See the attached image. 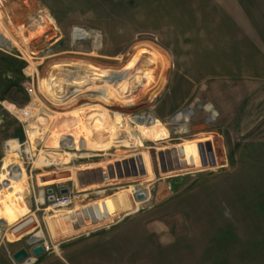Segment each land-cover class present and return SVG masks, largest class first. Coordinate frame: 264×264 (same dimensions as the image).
Returning <instances> with one entry per match:
<instances>
[{"label": "rangeland", "instance_id": "rangeland-1", "mask_svg": "<svg viewBox=\"0 0 264 264\" xmlns=\"http://www.w3.org/2000/svg\"><path fill=\"white\" fill-rule=\"evenodd\" d=\"M89 1L67 0L64 2L65 6L62 8L69 9L70 12L66 15L67 18L61 22H49L46 17H41L42 12L39 9L34 13L30 22H14L6 12L8 9L4 5L1 7L0 1V180L4 173V160L8 155V142L20 144L19 148L26 150L32 157L30 161L21 158L23 170L20 172L22 180L29 185V196L26 199L29 217L26 214L27 216L24 215L20 218L21 220L19 219L20 221L18 220L13 225L28 224L30 223L28 221L36 223V227L33 228L30 235H25L19 241H11L7 230H10L12 225L4 226L6 223L0 220V264H11L12 251L19 246L32 248L36 244L44 242L56 244L61 240L62 236L54 237L52 235L47 217L49 214L53 215L54 211L65 208H53L50 204L45 206L36 204L35 199L43 196L48 188H53L57 192L61 188L73 191L75 197L73 207L76 204H86L118 194L122 198L124 210L112 219L115 221L121 215L133 214L140 210L142 205H138L134 198L138 191L153 193L155 189H158V184L170 177L181 179L184 178L180 177L181 175L190 176L185 179L186 184L180 183L173 190L179 192V195L191 190L202 189L206 191L222 190L220 193L226 196V193L240 190L241 216L247 212L246 203L242 202L245 201L242 196H245L243 193L246 194L248 191L249 179L256 178V187H263V104L257 105L258 109L259 106L262 107L260 110H256V113L255 111L248 112L247 104H244L245 109L236 111L234 119L222 120L218 118L219 106L225 104L210 101L206 97V92L202 91L204 88L200 85V81L194 83L188 81L192 77L187 71V64H190L191 56L182 52L180 54L173 53L177 49V46L174 45L184 43L183 38L167 37L166 24L162 30L158 27L159 23L145 21V18L149 17H140L139 22L135 21L137 18L135 16L136 0H127V9L130 12L121 17H105L103 12H99L97 16L89 15L84 12L89 6L88 3H91ZM110 18L115 20L110 22L108 21ZM76 28L83 29L90 34L93 33L101 42L95 47L92 38L76 40L74 38ZM180 47L179 49L182 50V45ZM56 65L63 66L54 69ZM91 65L111 72H122L125 80L114 88H106L103 81H95L94 86L88 82L85 86L75 88H68L69 85L66 84L64 92H58L56 96H52L46 89L44 90L45 87H42L41 82L44 77H48L51 73H55L65 84L69 76L74 73H79L82 76L87 75ZM136 74L138 75L136 83L132 82L129 91L123 93ZM184 82L188 85L185 86ZM176 83L181 86L179 84L175 86ZM206 105H211L212 109H206ZM189 107H192L194 112L185 126L176 124L175 114L177 115L178 112L187 110ZM23 109L31 111L28 118L32 117L35 121L39 119L41 123L49 116V121L54 122L55 125L58 122L59 128H57L67 131H62L67 134H71L70 130H74L67 129V125L73 122L69 127L75 128L76 121L81 114L87 123L95 122L94 134L98 135V129L102 126L105 129V126H111L113 122H118V128L115 139L114 137L111 139V144L104 148L105 150L71 151L65 146L55 150L49 148L47 143L51 137L50 134L52 135L53 124L46 122L41 125L40 123L39 126L43 131H40V137L38 136L36 141L27 134L28 118L20 119L19 111ZM253 114H256V117L250 118L249 115ZM92 115H99V118L91 122ZM150 117L167 125L170 134L162 124L167 132L166 138H158ZM101 118L107 125H98L102 122L99 120ZM170 119L172 123L169 122ZM223 122L225 128L221 129L219 124ZM183 127H186L185 130H182ZM96 128L98 129L96 130ZM214 129H218L219 132H214ZM223 130L224 132H222ZM233 131H238V133L235 134ZM133 132L141 140L142 146L131 143L130 135ZM202 139H211L213 142L218 157L216 166L189 170L186 168L181 172L162 173L160 151L166 148L177 149L184 146L185 143H198L197 141H203ZM66 151L72 153L69 163L62 165L59 163L60 161L56 160L57 158L53 159L55 153ZM141 151L147 153L149 157L153 171L151 178H148L146 174L133 173L129 176L123 175L110 179L106 183L90 189L79 186L75 178L48 186H39L37 181L39 173L69 167H101L107 171L110 165L125 163L131 159L134 152L140 154ZM41 153L43 157H40ZM151 184H154L155 187ZM93 190L105 191L84 196ZM152 202L150 201L149 204ZM146 204L144 203L145 206L148 205ZM49 207L50 209H48ZM71 208L69 207V209ZM156 210L162 209L157 208ZM253 234L257 237L260 233L254 231ZM13 242L15 244H12ZM241 248L243 246H240ZM258 249V247L255 248V250ZM46 254L50 256L55 253L47 252ZM238 258L240 259L237 262L234 261L231 264H264L257 260L248 263L244 261L245 257L242 255Z\"/></svg>", "mask_w": 264, "mask_h": 264}, {"label": "crops", "instance_id": "crops-1", "mask_svg": "<svg viewBox=\"0 0 264 264\" xmlns=\"http://www.w3.org/2000/svg\"><path fill=\"white\" fill-rule=\"evenodd\" d=\"M0 1L14 22H30L38 9L49 22L64 21L70 12L62 8L67 0ZM89 2L84 12L93 16L103 12L105 17H121L130 12L127 0ZM135 4V21L149 17L145 21L159 23L162 30L166 24L167 37L184 39V43L174 45L177 49L173 53L191 56L187 71L192 77L188 81H200L210 101L225 104L219 106L218 118L234 119L236 111L245 109L244 104L248 112L256 113L264 107V0H136ZM136 77L123 93L136 83ZM258 104L263 105L258 109ZM206 109L212 106L206 105ZM193 112L189 107L175 114L176 124L185 126ZM219 125L225 128L224 122ZM197 142L160 151L162 173L216 166L218 157L211 139ZM180 177L184 178L165 179L153 193L145 191L147 198L136 201L142 206L133 214L77 234L62 235L56 244L51 241L50 252L55 254L48 256L46 252L34 264H231L240 255L248 263L264 262V178L263 187H256V178L249 179L248 191L242 196L247 212L241 216L240 190L226 196L220 193L222 190L202 189L179 195L173 190L180 183L186 184L190 176ZM103 191L93 190L84 196ZM68 219L72 225L69 215ZM254 231L260 234L255 237ZM11 264L16 263L11 260Z\"/></svg>", "mask_w": 264, "mask_h": 264}, {"label": "bare ground", "instance_id": "bare-ground-1", "mask_svg": "<svg viewBox=\"0 0 264 264\" xmlns=\"http://www.w3.org/2000/svg\"><path fill=\"white\" fill-rule=\"evenodd\" d=\"M74 38L76 40L92 38L94 39L95 47H97L98 44L101 42V40L98 37H95L93 33L90 34L87 31H84L83 29L80 28H76L74 30ZM62 66L63 65H56L54 69L62 68ZM124 78L125 77L122 74V72L119 71L111 72L91 65L88 69L87 75L82 76L79 73H74L73 75L69 76V79L66 81L65 84H63L61 79L58 78V76H56L55 73H51L48 77H44L41 83H42V87H45L44 90L46 89L49 93H51L52 96H56L58 92H64L66 84L69 85L68 88H72V87L75 88V87L85 86V84H88V82L90 84H93L94 86L95 81H103L104 82L103 85L106 88H114L118 84L122 83L125 80ZM51 91L54 92L52 93ZM77 91L79 90L77 89ZM98 118L99 115L98 116L92 115L91 122L92 120L96 121ZM150 119L152 121L153 124L152 126L156 130V134L158 135V137L166 138L167 132L163 127V125L160 122L154 120L153 117H150ZM45 120H43L44 122L42 123L46 124L47 122L53 124L51 131L52 135L50 134L51 137H49L47 143L49 148L55 150H58L63 146L69 148L71 151L72 150L80 151V150H89V149L105 150L104 148L108 147L111 144L110 143L111 139L113 137L115 139L116 129L118 128L117 126L118 122L117 123L113 122L112 123L113 125L111 126L109 125L106 127L105 125L107 124H104L105 121L103 120V118H101L99 120H101L102 122L100 121L101 123L99 124L97 122V124L99 126L104 125L105 129L103 126L101 128L106 130V132H103L104 130L101 131L100 130L101 128L100 129L96 128V130L98 129L97 130L98 135L97 133L94 134L93 130L95 128L94 125L95 122L93 124L87 123L86 119L81 114V116L78 118V121L75 120L76 121L75 128L69 127L73 124V122L70 123L71 125L70 124L67 125L68 126L67 129H74V130H70L71 134H67V133H63L67 131H63L61 128L58 129L59 128L58 122L57 125H55L54 122L52 123V121L50 122L49 116H47ZM118 121H120V118H118ZM40 123L41 122L39 119L35 121L32 117L28 118L27 121V126H26L27 134L30 138L36 139V141L40 137L39 135L40 131L41 132L43 131L42 127L40 128L39 126ZM42 123L41 125H43ZM63 123L65 124V122ZM64 124L62 126H64ZM68 136L70 137L72 136V137L69 138ZM130 136L132 141L131 143L133 145L142 146V142L138 138L135 132L131 133ZM8 144L10 145L11 148L7 150L8 155H6L5 157L4 167H3L4 173L2 179L0 180V220L1 221L3 220L4 223H6L4 224V226L12 225L10 227L11 229L7 230V235L9 237V240L19 241L25 235L27 234L30 235V233H32L33 228L36 227L35 226L36 223L34 221L33 222L28 221L30 222L28 224H23L18 226H15L16 224L13 225V223H16L21 217H23L29 212L28 201L26 200L29 196V185L26 181L22 180V178L20 177V172H22L23 170L21 157L17 152V150L20 147V144H16L15 142L12 141L11 142L9 141ZM17 145L19 146L17 147ZM49 148L46 147V149ZM138 154L137 153L135 154L134 152V154L131 156L132 157L135 156V157L133 158L131 157V159H128L127 162L125 161V163L122 164L118 163V165L116 166L113 165L114 172L116 173L118 168L119 169L121 168V170H123L122 172H124V170H127V173L129 175H132L133 173L141 174V175L146 174L148 178L149 177L151 178L152 170L147 153L141 151L140 154L139 155ZM71 156L72 153H70V151L69 152L66 151L62 153H55V155H53V159L57 158L56 160H58V162L60 161L59 163H62L63 165L64 163L67 164L71 161ZM40 157H43L42 153ZM142 167L145 169H143ZM108 173H109L108 169L107 171H104V169H102L101 167H84V166L80 168L69 167L65 169H58L53 171L51 170V171L39 173L37 175V181L39 186H48L51 184L67 181L70 178H75L78 181L77 183L79 184V186H81L84 189H88L93 186H98L99 184L102 185V183L108 181V179L104 180V176H103L104 174L108 175ZM16 180L17 183L15 184ZM41 200H42V195H41ZM48 209H50V207ZM123 210H124V204L121 196L118 194H113L108 197L106 196V198L96 200L94 202H90L86 204H76L74 207L72 206L71 209L65 208L62 210L54 211L53 215L49 214L47 219L52 235L54 237H59L62 235H71L78 231L80 232V230L86 229L90 226L94 227L95 225L98 226L107 223L108 221H112V219ZM68 215L69 217H71V215L74 217L75 228L73 227V221H72V225L68 221L69 220Z\"/></svg>", "mask_w": 264, "mask_h": 264}, {"label": "built area", "instance_id": "built-area-1", "mask_svg": "<svg viewBox=\"0 0 264 264\" xmlns=\"http://www.w3.org/2000/svg\"><path fill=\"white\" fill-rule=\"evenodd\" d=\"M30 112L27 109H23L19 111V114L21 115V120L23 118H28L30 116ZM7 148L10 149V145L7 144ZM17 151H19V155L21 158L24 160L30 161L32 159L31 155L28 154L26 150H22L19 148ZM35 199L37 205L45 206L46 204H50L53 208H68L73 205V202L75 200V197L73 196V191L69 190L68 193L66 194H61L59 192H55L53 195H49L47 192H45L42 196V200L40 199ZM39 207V206H38ZM44 249L45 252H50L53 247L51 244L48 242H44ZM36 261L35 257H31L29 260L25 261L24 264H34Z\"/></svg>", "mask_w": 264, "mask_h": 264}, {"label": "water", "instance_id": "water-1", "mask_svg": "<svg viewBox=\"0 0 264 264\" xmlns=\"http://www.w3.org/2000/svg\"><path fill=\"white\" fill-rule=\"evenodd\" d=\"M118 165V163L116 164ZM114 165V166H116ZM114 166L110 165L107 169L109 171L108 175L107 174H104V180H110V179H113V178H116V177H121L123 175H129L127 173V170H124V172H122L123 170H121V168L117 170V172L115 173L114 172ZM163 170V168H162ZM126 173V174H124ZM55 192V190L53 188H48L47 190V193L49 195H53ZM69 192V189L68 188H63L60 190V193L61 194H66ZM134 198L136 201H143L147 198V193L145 191H138L135 195H134ZM71 220L73 221V227L75 228V221H74V217L71 215ZM45 252L44 250V246L42 244H39L35 247L32 248V254L35 255V256H41L43 255ZM12 259L13 261L16 263V264H23L25 261L29 260L30 257H29V251L27 250L26 247H22L20 248L19 250H17L13 255H12Z\"/></svg>", "mask_w": 264, "mask_h": 264}]
</instances>
